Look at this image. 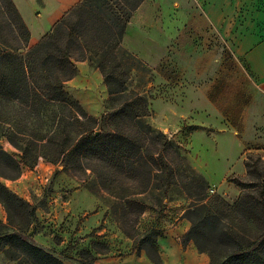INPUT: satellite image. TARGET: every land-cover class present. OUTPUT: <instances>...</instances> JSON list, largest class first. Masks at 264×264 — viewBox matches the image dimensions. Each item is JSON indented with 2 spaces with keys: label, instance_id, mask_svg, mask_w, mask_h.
Wrapping results in <instances>:
<instances>
[{
  "label": "trees",
  "instance_id": "trees-1",
  "mask_svg": "<svg viewBox=\"0 0 264 264\" xmlns=\"http://www.w3.org/2000/svg\"><path fill=\"white\" fill-rule=\"evenodd\" d=\"M122 1L133 11L144 2ZM115 35L110 21L79 2L30 46L31 30L15 2L0 0V137L21 141L76 173L96 175L104 191L122 200V221L132 228L130 219L135 222L148 208L156 210L135 198L155 178L166 190L181 185L191 197L205 194L207 186L190 178L168 138L150 139L139 126L137 119L152 110L139 92L127 90L129 75L114 50L101 63L110 98L100 117L66 89L78 73L77 61L105 51ZM246 168L259 180L245 184L242 177L231 176L242 189L235 202L215 194L185 212L191 226L183 243L193 240L199 251L209 254L210 264H264L263 156L249 152ZM3 190L7 198H2L14 201L23 217L33 215L28 203L7 187ZM162 233L153 226L140 239V249L156 264H161L157 240ZM4 237L18 264H68L21 228L0 227V240Z\"/></svg>",
  "mask_w": 264,
  "mask_h": 264
},
{
  "label": "rangeland",
  "instance_id": "rangeland-1",
  "mask_svg": "<svg viewBox=\"0 0 264 264\" xmlns=\"http://www.w3.org/2000/svg\"><path fill=\"white\" fill-rule=\"evenodd\" d=\"M95 2L102 5L101 7L113 8L108 13H118L115 9L120 10L123 23L127 22L125 10L128 6L123 1L118 0L115 6L114 0ZM54 12L52 18L56 19L64 11L58 7ZM36 16L39 24L43 25L44 17L41 12L38 11ZM199 30L188 27L187 36L190 37L183 40L181 51L175 55L166 54L158 66L155 62L148 70L132 56L126 45L113 47L109 44L100 54H90L85 60L77 61L78 73L71 81L66 82V89L88 112L100 117L110 98L101 63L114 50L129 75L127 90L139 92L152 110L151 115L137 119L139 126L150 139L166 137L171 141L174 137L173 130L162 125L154 114L155 104H161L160 97L174 100V120H178L177 117L181 113L185 114L190 106L206 100L202 95L204 89L212 103L215 102L234 120H240L238 130L241 138L250 144L264 145V96L258 90L248 64L243 57L240 58L234 53L233 39L225 36L218 28L210 26ZM166 118H171L170 113ZM190 127L185 126L184 130L190 132ZM187 135L184 132L176 142H171L175 147L177 144L185 147ZM205 141L204 136L197 139L199 144ZM207 141L210 140L207 138ZM233 176L242 177L241 182L245 184L251 183V179L256 182L259 180L248 172L246 176ZM3 186L29 204L27 210L33 211L31 218L23 217L14 201L3 199L6 197ZM98 192L106 195L96 175L89 171L88 174L76 173L60 162L49 160L21 141L14 144L7 137H0L2 231L21 228L30 239L68 264H104L106 260L114 257L124 264L132 254H141L143 251L147 253L145 249H140V239L146 230L156 226L165 231L178 217L184 216L187 210L184 203L166 204L162 210L148 208L135 222L130 219L134 227L129 228L122 221V202L120 213L115 216V206L112 203L104 206L97 201ZM205 194H209V200L218 193L207 188ZM115 201L120 203L122 200ZM5 243L4 237L0 240V264H18L8 252Z\"/></svg>",
  "mask_w": 264,
  "mask_h": 264
},
{
  "label": "crops",
  "instance_id": "crops-1",
  "mask_svg": "<svg viewBox=\"0 0 264 264\" xmlns=\"http://www.w3.org/2000/svg\"><path fill=\"white\" fill-rule=\"evenodd\" d=\"M13 1L31 30L30 46L47 35L53 25L75 4L83 2L95 11H99L115 28L116 35L109 44L113 47L126 45L132 56L145 65L146 70L155 62L158 66L166 54L175 55L181 51L183 40L190 37L187 36L188 27H196L202 31L214 26L225 36L233 39L234 53L244 58L256 80L258 90L264 93V0H144L135 11L128 6L126 13L124 12L127 15L125 24L120 10L115 9L118 13H108V10L113 8L101 7L102 5L95 0ZM116 2L118 0H114V6ZM58 7L64 12L53 19L54 10ZM38 11L44 17L43 25H40L37 19ZM156 66L154 68L157 69ZM202 95L206 100L190 106L185 114L181 113L177 117L178 120H174L176 117L174 100L169 101L160 97L161 104H155L154 114L162 125L173 130L172 142H176L184 132L188 133L185 147L177 144L176 149L184 159L190 178L204 183L208 189L213 188L228 201L235 202L242 189L229 178L233 175L246 176L248 153L257 152L264 157V145L250 144L241 138L238 130L240 120H234L215 102L212 103L206 90L202 89ZM168 113L171 118H166ZM194 125L199 128L190 132L184 130L185 126ZM203 136L206 139L205 143H197V139ZM207 138L210 141H207ZM104 192L106 195L98 192L95 198L104 206L112 203L115 206L114 215H119L122 201L118 203L115 200H120L119 198ZM208 196L209 194H203L191 197L178 184L166 190L160 179L155 178L150 189L136 195L135 198L156 209H162L166 204L182 203L186 205L185 209H188L207 201ZM190 226L191 222L180 216L170 228L163 231L164 236H160L157 240L161 264L162 261L164 264H210L208 253L199 251L193 240L183 243L182 237ZM104 264L123 263L114 257L106 260ZM124 264L156 263L143 251L141 254L130 255Z\"/></svg>",
  "mask_w": 264,
  "mask_h": 264
},
{
  "label": "built area",
  "instance_id": "built-area-1",
  "mask_svg": "<svg viewBox=\"0 0 264 264\" xmlns=\"http://www.w3.org/2000/svg\"><path fill=\"white\" fill-rule=\"evenodd\" d=\"M211 192H215V190L213 188L210 189Z\"/></svg>",
  "mask_w": 264,
  "mask_h": 264
}]
</instances>
